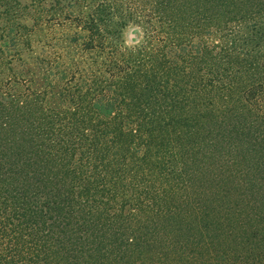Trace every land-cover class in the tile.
I'll list each match as a JSON object with an SVG mask.
<instances>
[{
	"label": "trees",
	"instance_id": "trees-1",
	"mask_svg": "<svg viewBox=\"0 0 264 264\" xmlns=\"http://www.w3.org/2000/svg\"><path fill=\"white\" fill-rule=\"evenodd\" d=\"M173 1L0 0V264H264V237L230 246L229 211L198 224L210 167L264 137V10L178 22ZM139 18L146 43L119 49ZM55 20L76 57L37 48ZM240 112L247 138L192 122Z\"/></svg>",
	"mask_w": 264,
	"mask_h": 264
},
{
	"label": "rangeland",
	"instance_id": "rangeland-1",
	"mask_svg": "<svg viewBox=\"0 0 264 264\" xmlns=\"http://www.w3.org/2000/svg\"><path fill=\"white\" fill-rule=\"evenodd\" d=\"M173 5L178 11V22H187L191 18L189 12L192 11L202 12L207 20H211L212 22L218 21L222 24L226 23L225 25L227 26L228 24L236 23L237 21L229 22L228 20L239 14H248L257 7L264 10V0H176L173 1ZM185 10H188V13H185ZM174 14L175 11L173 10V15ZM181 15L183 18L180 20L179 17ZM139 19L140 20L135 19V21H128L127 24L121 28L122 30L118 36L111 35L112 38L109 37V39L113 41L114 44H117L119 49L125 50L132 48L134 44L143 39L144 43H146L144 37L146 26L142 18ZM71 24L68 21H64L63 24L58 23L56 20L45 23L44 25H47L46 31L42 30L41 32L43 39L40 38V41L36 44L37 48H46L41 54H51L53 56L54 53L49 48L48 44L52 42L53 45V42H57V39L67 44V40L63 38L65 34L69 33L68 30L70 29L68 25ZM60 25H65L64 27H68V30L60 27ZM228 28H226V30L230 33ZM44 39H48V41H44ZM46 50L48 51L46 52ZM97 50L99 52L97 55L99 60H106L112 54L110 45L105 48L98 47ZM165 51L170 54L175 53V50L170 51L169 48H165ZM78 53L79 52L74 48L71 49L68 44L65 47V54L68 58H72V56L76 57ZM106 72L107 71H104V73ZM235 115L237 116L232 115L229 118L227 117L228 119L226 121L220 119L219 122H216L215 118L212 117H202L198 119L199 121L192 120L193 117L196 118L192 114L190 120H192L193 123H203V131L199 134L200 137L207 135L210 130L213 134H216L217 137L218 132L220 134L224 132L226 136H228L231 131L228 123L232 124L234 121L239 124L238 130H232L234 135L247 138L248 135L246 132L245 134L243 133L244 129L241 127L251 124V120L254 116L241 112L235 113ZM232 118H234L233 121ZM257 131L259 132L258 129ZM252 134L253 131L251 130L249 135L251 136ZM242 154L244 157L240 167H238V164L227 166L225 167L226 170L218 164H214L210 167V173L220 174L215 176L208 175L204 180L203 184L206 188L205 191L202 190L201 197L202 206L205 209L204 211H206V215L198 224L201 225V223L205 221L204 224L208 223L211 228H215V225H218L215 219L226 215V212L229 211V215H231L229 221L231 223L228 228L232 233H235L236 237L226 233L227 237L230 236L233 238H227V241L230 243V246L237 245L238 247L249 248L251 246L249 240L264 237V137L262 136L255 140L253 144L249 145L248 151ZM241 170L244 174L240 172ZM227 172H233V175L227 178L225 176ZM241 215H248L250 219L245 218L243 223L239 224L237 220L241 218ZM220 230L224 232L221 227ZM214 235L221 238L218 232Z\"/></svg>",
	"mask_w": 264,
	"mask_h": 264
}]
</instances>
